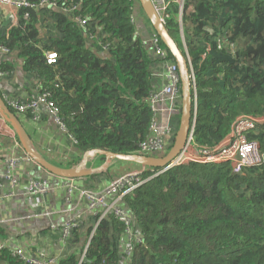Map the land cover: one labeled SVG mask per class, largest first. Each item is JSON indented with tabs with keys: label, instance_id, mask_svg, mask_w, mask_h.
Masks as SVG:
<instances>
[{
	"label": "trees",
	"instance_id": "trees-1",
	"mask_svg": "<svg viewBox=\"0 0 264 264\" xmlns=\"http://www.w3.org/2000/svg\"><path fill=\"white\" fill-rule=\"evenodd\" d=\"M41 1L18 10L15 23L0 22V47L7 51H0L2 80L10 79L15 59L22 61L38 82L33 90L49 95L81 157L93 150L137 154L150 135L147 100L162 64L131 22L138 0ZM165 25L195 76L197 144L214 149L238 118H264V0H184L182 8L173 1ZM50 52L58 54L57 63L47 62ZM180 120L181 113L172 119L169 150ZM250 138L264 152V124ZM122 164L131 168L126 173L142 170ZM140 177L122 204L133 234L129 256L126 223L98 210L86 211L66 239L56 229L63 255L43 251L45 258L55 264H264V163L236 173L230 165L195 162ZM101 178L108 176L97 174L80 189L93 190ZM16 252L4 246L0 264H29Z\"/></svg>",
	"mask_w": 264,
	"mask_h": 264
},
{
	"label": "built area",
	"instance_id": "built-area-1",
	"mask_svg": "<svg viewBox=\"0 0 264 264\" xmlns=\"http://www.w3.org/2000/svg\"><path fill=\"white\" fill-rule=\"evenodd\" d=\"M161 19L165 23L168 18V10L170 4H179L182 8L184 0H152ZM49 4L48 0H42L40 5ZM0 8L20 10L26 8H37L32 0H0ZM131 22L137 24L136 15L134 13ZM181 22V16H180ZM139 29V27H138ZM140 36V32L137 33ZM141 38V36H140ZM143 40L153 57L158 58L162 64L158 67L153 76L161 80V83L154 87L147 102L149 104L152 122L150 126V135L139 145L138 154L154 157L165 156L169 149L170 140L174 137V126L172 119L181 113V79L179 69L176 63L169 60L168 52L161 45V40L156 33L151 34L148 39ZM185 44V40L183 38ZM0 51L7 52L3 47ZM49 64L57 63L59 57L56 52L46 54ZM6 74L0 72V83ZM191 80L193 83V112L191 120V130L188 141L182 152L164 169H146L134 170L125 173L118 178L112 180L108 186L101 191L80 189L74 183V180H63V186L66 190V203L72 204L76 198L80 202H85L87 212L93 213L103 210L102 216L114 212L128 226L129 242L126 245V254L129 256L132 250L133 234L130 231V222L127 213L122 207L125 196L136 190L141 183V174L147 170L151 171L155 176H159L173 168L190 165L192 163H202L205 165L222 166L230 165L236 173H241L243 169L259 166L264 163V152L258 141L252 140L250 136L255 134L257 129L264 124V118L243 116L236 120L233 124L229 137L223 140L216 148L206 149L197 144L195 140V128L198 111V97L195 88V76L191 69ZM49 95L39 94L29 103H24L11 98H4L8 107L16 113L24 115L30 114L34 121H40L43 114L47 113L51 116L60 132L67 136L74 143L73 137L69 134L65 125L59 117V111L56 107L48 102ZM20 164L18 157H11L5 163V169L0 172V196L17 197L20 180L16 175V170ZM52 188L49 179L30 178L27 186L23 190V196L28 201L32 210H39L46 203V198ZM84 215L79 214L73 220H69L61 226H52L54 230L62 228L63 239H66L71 230L76 226L77 222L83 219ZM3 223V222H0ZM4 248L0 245V250ZM17 256L29 264H55L56 260H47L45 253H40V258H34L26 254L23 250H17Z\"/></svg>",
	"mask_w": 264,
	"mask_h": 264
},
{
	"label": "crops",
	"instance_id": "crops-1",
	"mask_svg": "<svg viewBox=\"0 0 264 264\" xmlns=\"http://www.w3.org/2000/svg\"><path fill=\"white\" fill-rule=\"evenodd\" d=\"M134 12L139 28L145 30L146 37L140 36L148 39L152 34V29L150 26L147 28L146 24H144L145 28L141 25V22L144 23L147 20L142 14L139 3H136ZM17 14L16 10L6 8L0 22L7 21V17L11 16L10 21L15 23ZM13 63L15 65L10 79H4L0 83V92L3 98H8L7 96L10 95L19 98L21 102L30 97L35 98L38 95V89L33 90V86L38 84L36 77L23 70V62L19 59H15ZM20 120L31 136L36 150L47 160L65 168L74 167L81 163L83 157H81L72 140L60 132L54 119L47 113L43 114L40 121H34L31 115L27 114L21 115ZM24 155V150L15 132L0 116V172L4 171L7 159L11 157L20 159V164L16 170V175L20 180L19 195L0 199V222H3L0 223V243L13 250H23L28 255L33 253L40 256V253L47 251L50 256L62 257V241L55 233L57 230H54L52 226H61L79 214H86V204L83 201L80 202L78 198L72 204H67L64 181L49 175L32 161L25 160ZM90 162L91 169H95L97 172L86 179L75 180L74 183L78 188L89 186L93 176L104 173L108 178H101V184H96L93 187V190L101 191L113 179L131 169L120 162H109L108 167L103 171H98L105 163L97 165L96 158ZM32 177L49 179L52 183L46 203L39 210H32L25 197H22L23 190ZM0 196L2 195L0 194Z\"/></svg>",
	"mask_w": 264,
	"mask_h": 264
},
{
	"label": "water",
	"instance_id": "water-1",
	"mask_svg": "<svg viewBox=\"0 0 264 264\" xmlns=\"http://www.w3.org/2000/svg\"><path fill=\"white\" fill-rule=\"evenodd\" d=\"M140 7L143 10L148 25L158 35L167 50L172 54L176 62L180 79H181V120L177 131L174 144L169 152L163 157L146 156L141 154L121 155L103 150H93L87 152L81 163L74 167H61L47 160L42 154L36 150L32 142L31 136L24 127L22 121L10 107H8L0 92V116L12 128L20 142L25 160L32 161L40 169L49 175L62 180H82L94 175L97 170L88 167L89 162L97 157H105V164L98 169L103 171L108 167L109 162H121L136 164L141 168L146 169H164L167 167L184 149L191 130V120L193 112V83L191 80V67L185 52L181 50L175 40L168 32L165 23L161 19L152 0H138ZM0 10H3L0 8ZM11 16L7 17L4 25L9 24Z\"/></svg>",
	"mask_w": 264,
	"mask_h": 264
},
{
	"label": "rangeland",
	"instance_id": "rangeland-1",
	"mask_svg": "<svg viewBox=\"0 0 264 264\" xmlns=\"http://www.w3.org/2000/svg\"><path fill=\"white\" fill-rule=\"evenodd\" d=\"M144 24H146L147 28H150L149 25H148V23L146 21L144 23L141 22V25L145 28V25ZM139 32H140V35H142L143 37H146L145 30L143 28H139ZM88 167L89 168H92V165L89 164Z\"/></svg>",
	"mask_w": 264,
	"mask_h": 264
}]
</instances>
